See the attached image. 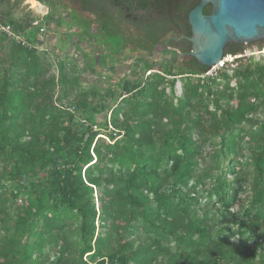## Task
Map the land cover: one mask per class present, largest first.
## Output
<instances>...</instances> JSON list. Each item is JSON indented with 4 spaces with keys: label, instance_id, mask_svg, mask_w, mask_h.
Listing matches in <instances>:
<instances>
[{
    "label": "trees",
    "instance_id": "obj_1",
    "mask_svg": "<svg viewBox=\"0 0 264 264\" xmlns=\"http://www.w3.org/2000/svg\"><path fill=\"white\" fill-rule=\"evenodd\" d=\"M19 3L0 22L36 47L0 33V264H264V58L148 64L102 94Z\"/></svg>",
    "mask_w": 264,
    "mask_h": 264
},
{
    "label": "flooded vegetation",
    "instance_id": "obj_2",
    "mask_svg": "<svg viewBox=\"0 0 264 264\" xmlns=\"http://www.w3.org/2000/svg\"><path fill=\"white\" fill-rule=\"evenodd\" d=\"M11 1H23L30 6L35 2L36 6H42L43 11L38 12L37 18L60 21L61 32H92L87 37L80 36L81 42L87 41L81 49L85 57L89 55L87 66L104 86H121L125 79L140 74L148 64L178 70L188 67L189 59L195 57L189 40L192 35L190 11L186 19L181 6L188 2L194 8L200 0ZM79 20H88L90 26L80 25ZM105 32L123 37L126 43L112 47L101 38ZM74 36H69L68 46L73 44ZM252 44L263 48L264 39ZM234 48L247 50L244 43ZM76 52V48L71 47L67 55L77 57Z\"/></svg>",
    "mask_w": 264,
    "mask_h": 264
},
{
    "label": "water",
    "instance_id": "obj_3",
    "mask_svg": "<svg viewBox=\"0 0 264 264\" xmlns=\"http://www.w3.org/2000/svg\"><path fill=\"white\" fill-rule=\"evenodd\" d=\"M212 5V11L204 8ZM193 56L211 68L225 58L229 43L264 39V0H200L189 12Z\"/></svg>",
    "mask_w": 264,
    "mask_h": 264
},
{
    "label": "crops",
    "instance_id": "obj_4",
    "mask_svg": "<svg viewBox=\"0 0 264 264\" xmlns=\"http://www.w3.org/2000/svg\"><path fill=\"white\" fill-rule=\"evenodd\" d=\"M13 3L14 2H12V4ZM19 8H20V4L13 9V11H12L13 16L18 20H21V19L24 20L26 15L25 16H24V14L19 15V12H18ZM30 8L37 11L36 15L31 14L32 20H35L38 17V15H39L38 12L43 11L42 6L32 5V6H30ZM43 23L47 27L46 32L41 33V32H39V30L37 28H32V30H35L36 31L35 35L38 36V42H37L38 46H40L41 49H44V48L49 49L52 57L54 55L55 56L61 55L64 57L70 56L67 54L69 53V50L71 47H72V50L75 47L77 51H82L81 45L82 44L86 45L87 41L81 42L83 39H80L81 38L80 36H83V37L86 36L87 37L88 35H90L92 33V32H61L62 23L58 20H55V19L43 20ZM8 25H10V24H8ZM19 32H21V31H19ZM73 34L75 35L74 36L75 39L73 41V44L68 46V43H69L68 38L70 35H73Z\"/></svg>",
    "mask_w": 264,
    "mask_h": 264
},
{
    "label": "rangeland",
    "instance_id": "obj_5",
    "mask_svg": "<svg viewBox=\"0 0 264 264\" xmlns=\"http://www.w3.org/2000/svg\"><path fill=\"white\" fill-rule=\"evenodd\" d=\"M20 8L18 10L19 12V15H22L24 14L27 15L28 13L32 14V15H36L37 11L34 10V9H31L30 8V5L26 4L25 2L23 1H20ZM33 5H35V2H32ZM80 25H89L90 22H88V20H79L77 21ZM90 26V25H89ZM106 33V32H105ZM103 33L102 35V39L105 40V42H107L109 45H111L112 47L114 48H118V46L120 47L121 46V43H123V37H120L118 35H115L111 32V34L109 33V35L106 33ZM105 35V36H104ZM254 42H250V43H244L246 46H247V50H250L252 49L253 47L254 48H258L257 46H254L255 44H252ZM253 48V49H254ZM264 48V47H263ZM242 54H244V52H239L237 54H227L225 56V58L223 60H225V62H230V63H235L236 61V58L240 57ZM55 57V55L53 56ZM71 57V56H70ZM254 59L256 60H259L260 58L263 59L264 57H260L259 55H256V56H253ZM73 58V57H71ZM246 59L250 58V57H245ZM71 61V60H70ZM236 65V64H235ZM225 63L224 64H221V62L218 64V65H215L211 68H209L207 74L209 75H216L217 73H220L224 70L225 68ZM159 68H155V70H158ZM149 72H147L146 74H148ZM80 74H82V86L83 88H94L95 91H99V93L101 92L102 94H105L106 93V90L108 89V86H104V85H101V83L98 81V78H96L94 76V74H92L91 71H85L83 73L80 72ZM105 80V79H103ZM95 83V84H94ZM103 83H106L105 81H103ZM181 83V80L178 82V91L180 92L181 91V88H180V84ZM76 94H80L79 92H76ZM258 118L259 119H263L264 118V111H262L259 115H258ZM248 125V124H247ZM250 126V124L248 125ZM236 240H238L239 236H236L235 237Z\"/></svg>",
    "mask_w": 264,
    "mask_h": 264
},
{
    "label": "built area",
    "instance_id": "obj_6",
    "mask_svg": "<svg viewBox=\"0 0 264 264\" xmlns=\"http://www.w3.org/2000/svg\"><path fill=\"white\" fill-rule=\"evenodd\" d=\"M32 28H37L39 32L43 33L47 31V27L43 23V19L41 18H36L32 22ZM0 33L4 34L17 43L27 46L29 48H34L36 47L35 43L31 42L23 32H17L15 31L10 25L0 22ZM259 55L260 57H264V48H254L250 50L244 51V54H242L240 57H252ZM225 60L221 61V64H224Z\"/></svg>",
    "mask_w": 264,
    "mask_h": 264
}]
</instances>
